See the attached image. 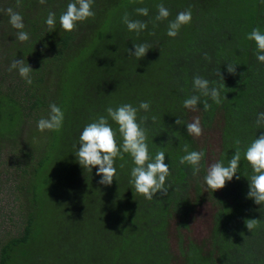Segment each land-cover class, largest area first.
I'll list each match as a JSON object with an SVG mask.
<instances>
[{"label": "trees", "instance_id": "trees-1", "mask_svg": "<svg viewBox=\"0 0 264 264\" xmlns=\"http://www.w3.org/2000/svg\"><path fill=\"white\" fill-rule=\"evenodd\" d=\"M69 2L20 0L17 7V0H0V186L6 185L8 196L0 206V264H264V206L247 196L253 172L244 158L252 141L264 135V126L256 125L264 112V63L247 39L254 28L264 33V0H94V17L66 32L59 17ZM161 3L170 16L157 22ZM141 7L149 9L148 16L136 13ZM8 8L22 16L29 41L16 39L21 30L9 23ZM189 9L191 23L169 37L168 21ZM49 12L56 14L51 31L45 23ZM126 13L147 29L129 32ZM143 43L151 46L146 56L130 57L128 49ZM16 59L33 69L31 85L17 70L9 71ZM227 64L236 65L235 74ZM196 75L210 87L225 84L220 104L201 96L197 106L201 125H214L219 133L214 162L227 166L237 147L241 152L240 179L214 193L204 181L206 149L188 135L189 109L183 107L185 99L199 95L193 89ZM141 101L149 102L148 112L139 109ZM53 103L64 112L63 127L41 133L37 122ZM123 104L138 109V123L148 117L141 127L150 156L165 152L171 173L167 196L134 197L129 154L116 158L110 186L99 183L98 166L91 172L77 161L84 127L107 117L109 106ZM178 118L184 123L177 125ZM108 120L119 146L118 125ZM185 145L204 154L196 176L190 165L179 163ZM205 189L214 210L205 236L194 239L185 230ZM246 219L259 220L252 232Z\"/></svg>", "mask_w": 264, "mask_h": 264}, {"label": "clouds", "instance_id": "clouds-1", "mask_svg": "<svg viewBox=\"0 0 264 264\" xmlns=\"http://www.w3.org/2000/svg\"><path fill=\"white\" fill-rule=\"evenodd\" d=\"M40 4H45L46 0H39ZM94 0H71L67 4L66 11L59 17L60 28L66 32H72L76 29L77 24L84 22L87 19L94 17L95 13L92 11ZM20 6V0H17V7ZM157 15L155 21L161 22L168 20L170 16L169 10L161 3L157 6ZM136 13L142 16L149 15V9L146 7L136 8ZM9 16V23L13 28L21 30L17 32L16 39L20 42H27L30 36L27 32L22 31L24 28L23 18L12 8L6 10ZM192 20L191 9L179 12L174 20L168 21L167 35L175 38L180 29ZM48 29L51 31L56 25V14L49 12L45 21ZM123 23L127 26L129 32H135L139 35L142 31L147 29L146 22L141 20H131L126 13L123 16ZM155 35V33H151ZM247 39L254 41L256 45L255 56L256 59L264 63V33L260 28H254L248 35ZM135 51L128 49L130 57H135L140 60L146 56L151 46L147 43L134 44ZM204 59L211 62V57L205 53ZM19 72L27 84L33 83L31 79V72L33 69L29 64H25L24 59L14 60L9 68ZM227 71L229 74L236 73V65L227 64ZM216 75L221 81L224 77L220 70ZM225 84L220 87H210L209 80L196 75L193 78V89L199 95H192L183 101V107L192 111L197 110L198 104L201 102V96L210 97L213 102L220 104V91ZM227 99V97H225ZM211 105L207 100L203 101V108L205 111L210 109ZM139 109L148 112L150 104L146 101H141ZM107 117L101 115L94 122L86 125L79 136V148L75 153L78 163L87 171L98 166L97 176H100V184L110 186L116 176V168L114 167L117 157L123 159V154H129L134 163L131 169L130 184L134 189V197L136 194L143 196L146 200L151 201L157 194L167 196L169 187H166L167 177L171 174L169 165L165 163V152L158 151L155 157L149 154L146 129L141 127V123H146L147 116L141 118V122H137L138 109L131 104H123L117 108L108 107L106 109ZM118 125L119 134L122 137V144L118 146L116 140V132L109 124L108 118ZM155 121L156 117L153 116ZM64 112L56 104L49 106V113L46 118H41L37 122L38 130L43 133L45 131L58 132L63 127ZM184 123L179 118L176 120L177 125ZM187 133L189 136L200 137L202 135V127L200 125L199 117H195L193 122L187 123ZM256 125L258 127L264 126V112L257 115ZM239 145L240 141L235 142ZM183 155L179 163L188 164L193 169V176H196L200 171V162L203 158V153L198 151H189L188 145H185ZM244 158L252 168L253 175L249 179V192L247 194L249 199L254 200L257 205L264 206V135H260L254 139L244 152ZM241 161V152L239 147L236 148L234 155L225 166L223 162L213 163L207 170L204 181L208 190L215 192L223 189L226 182H230L235 177L240 179L237 175L239 164ZM134 222V220H133ZM258 219H246L245 226L248 231L252 232L258 226Z\"/></svg>", "mask_w": 264, "mask_h": 264}, {"label": "rangeland", "instance_id": "rangeland-1", "mask_svg": "<svg viewBox=\"0 0 264 264\" xmlns=\"http://www.w3.org/2000/svg\"><path fill=\"white\" fill-rule=\"evenodd\" d=\"M195 117H199L200 119L199 110L198 109L196 111L189 110V114H188L189 123L193 122ZM201 127L203 130L202 135L200 137H193V138L195 140V145L197 148L204 147L206 149L205 163L207 164V168H209L213 163H215L214 160L217 158L220 150L219 133L214 125H212L209 129L204 128L202 125ZM5 187L6 185L0 186V189H2V191L0 192V206L2 205V203H5L8 200V196L4 192ZM204 196L205 197L203 204L195 209L192 215V221L189 224L188 228L185 230V234H188L190 237L194 239H200L201 237L205 236L210 225L211 214L214 210V203L211 199V193H209L205 189ZM175 228H176L175 222H173L172 220L169 230L171 233V241L172 243H174V245H176L177 243Z\"/></svg>", "mask_w": 264, "mask_h": 264}]
</instances>
